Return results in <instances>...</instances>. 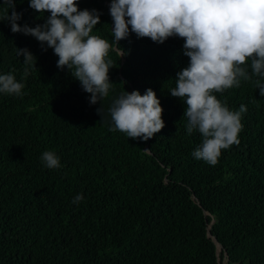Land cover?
Listing matches in <instances>:
<instances>
[{
  "label": "trees",
  "instance_id": "16d2710c",
  "mask_svg": "<svg viewBox=\"0 0 264 264\" xmlns=\"http://www.w3.org/2000/svg\"><path fill=\"white\" fill-rule=\"evenodd\" d=\"M111 2L76 0L79 10L99 12L91 34L111 45L109 93L91 104L52 48L11 31L0 0V75L24 85L21 96L0 93V264H264V96L256 85L264 77L249 58L250 79L213 93L230 111H247L238 144L221 149L215 165L197 160L202 134L187 132L186 104L170 92L189 64L184 38L154 42L129 25L116 44ZM15 11L21 26L50 16L29 0H15ZM17 48L34 55L32 66ZM148 88L163 108L161 131L144 141L112 130L113 101ZM45 151L59 168L45 166Z\"/></svg>",
  "mask_w": 264,
  "mask_h": 264
},
{
  "label": "clouds",
  "instance_id": "9594fccd",
  "mask_svg": "<svg viewBox=\"0 0 264 264\" xmlns=\"http://www.w3.org/2000/svg\"><path fill=\"white\" fill-rule=\"evenodd\" d=\"M4 4L11 31L31 35L42 46L46 43L52 48L58 56L57 67L74 69L71 75L91 93V104L107 97L112 61L105 58L111 45L91 34L100 23L97 10H79L76 0H29L37 12H50L44 24L29 27L17 23L22 13L15 11V0H4ZM7 9L12 10L11 15ZM110 15L116 44L129 36V25L137 37L154 42L163 43L174 35L184 38L189 64L177 73L176 87L170 92L186 104L187 132L197 129L202 134V144L192 155L215 165L221 149L239 143L241 114L247 108L242 104L238 111H230L213 93L239 87V78L250 79L242 67L249 58L253 74L264 77V0H112ZM22 54L24 64L32 66L34 55L27 48H17V55ZM28 73L29 67H25L24 76ZM256 85L264 96V84L257 80ZM23 87L12 73L0 75V93L21 96ZM109 112L112 130L124 132L128 138L147 141L165 126L163 108L151 88L143 95L138 90L124 91ZM41 160L49 169L60 167L52 151L43 152ZM82 199L78 194L73 203Z\"/></svg>",
  "mask_w": 264,
  "mask_h": 264
},
{
  "label": "water",
  "instance_id": "95a60500",
  "mask_svg": "<svg viewBox=\"0 0 264 264\" xmlns=\"http://www.w3.org/2000/svg\"><path fill=\"white\" fill-rule=\"evenodd\" d=\"M208 212H206V214H207ZM208 235L209 236H212L211 235V231L210 230H208ZM212 238L214 239V241L216 242V245H217V253H218V255H219V253H220V249H219V245L222 247V245H221V243L214 237V236H212Z\"/></svg>",
  "mask_w": 264,
  "mask_h": 264
},
{
  "label": "rangeland",
  "instance_id": "374dc122",
  "mask_svg": "<svg viewBox=\"0 0 264 264\" xmlns=\"http://www.w3.org/2000/svg\"><path fill=\"white\" fill-rule=\"evenodd\" d=\"M219 255H220V253H219Z\"/></svg>",
  "mask_w": 264,
  "mask_h": 264
}]
</instances>
